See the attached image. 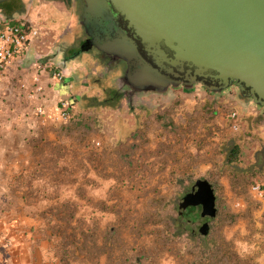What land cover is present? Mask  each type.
Returning a JSON list of instances; mask_svg holds the SVG:
<instances>
[{
	"label": "rangeland",
	"instance_id": "374dc122",
	"mask_svg": "<svg viewBox=\"0 0 264 264\" xmlns=\"http://www.w3.org/2000/svg\"><path fill=\"white\" fill-rule=\"evenodd\" d=\"M25 7V0H0V18ZM54 44L45 45L49 56L40 59L66 70L72 49ZM71 90L76 93L75 82ZM143 95L139 100L148 106L135 111L124 101L123 110L113 106L98 116L91 94L78 106L76 142H86L92 158L63 165L60 177L78 182L59 184L68 191L42 216L53 227L30 236L49 241L44 249L54 252L52 264H264V214L258 211L264 207V152H256L252 139L241 140L243 128L232 130L229 117L236 111L229 100L248 99L231 87L219 103L200 84L188 92ZM117 117L129 125L137 119V128L122 133ZM236 146L241 156L231 163ZM198 179L212 182L217 195L207 235L193 233L179 214L180 199ZM192 210L191 216L200 212Z\"/></svg>",
	"mask_w": 264,
	"mask_h": 264
},
{
	"label": "crops",
	"instance_id": "0c3cea01",
	"mask_svg": "<svg viewBox=\"0 0 264 264\" xmlns=\"http://www.w3.org/2000/svg\"><path fill=\"white\" fill-rule=\"evenodd\" d=\"M25 3L24 13L0 21L27 22L47 33L30 43L22 64L13 65L0 81V264H52L54 252L44 249L49 241L31 237L29 232L47 225L53 227L42 217L47 214L45 209L68 191L62 185L78 182L60 177L63 165L75 166L77 159L90 160V151L86 157V142L83 146L76 142L78 129L72 126L81 113L78 106H85L90 90L84 83L74 93L71 84L72 73L91 61L84 55L65 62L66 70L54 66L42 69L45 63L40 58L49 56L50 51L45 45L68 35L66 31L75 20L74 0H25ZM55 70L62 71L63 80L55 78ZM37 73L41 74L44 92L41 99L32 100L28 92ZM61 97H71L75 102L74 115L68 123L53 120ZM41 103L47 111L44 121L35 112ZM234 109L244 130L241 140L252 139L257 147L264 145V110L238 98L232 100ZM258 211L264 214V207Z\"/></svg>",
	"mask_w": 264,
	"mask_h": 264
},
{
	"label": "water",
	"instance_id": "95a60500",
	"mask_svg": "<svg viewBox=\"0 0 264 264\" xmlns=\"http://www.w3.org/2000/svg\"><path fill=\"white\" fill-rule=\"evenodd\" d=\"M82 17L121 18L124 31L100 47L129 62L134 84L162 89L168 78L211 91L236 87L264 110V0H85ZM130 30L138 42L130 36ZM89 49L88 44L82 51ZM200 212L189 215L192 209ZM218 211L213 184L198 179L179 202L182 223L207 235Z\"/></svg>",
	"mask_w": 264,
	"mask_h": 264
},
{
	"label": "flooded vegetation",
	"instance_id": "af4514ba",
	"mask_svg": "<svg viewBox=\"0 0 264 264\" xmlns=\"http://www.w3.org/2000/svg\"><path fill=\"white\" fill-rule=\"evenodd\" d=\"M74 4L75 20L69 25V30L66 31L68 35H63L59 42L55 41V44L51 47H55V45L58 44L61 47L68 46L69 49H72V53L69 54V57L67 56L69 59L66 58V62L78 58L82 53H84L87 59L89 58L91 62L86 63L80 70L77 69L78 72L75 70L72 74H78L74 75L72 79L76 86L84 84L85 82L87 83L88 89L91 90L90 94L95 95L93 97L96 103L93 105V109L98 116L103 115L106 111L110 112L114 110V107H116L118 111L123 110L122 105L124 101L128 103L132 111L140 109L139 107L148 106L139 100L144 97L143 94L154 93L163 95L173 90L188 92L195 88V86L185 84L183 73L180 77L171 76L168 78V84L162 89L153 88L152 82L148 83L147 86H140L132 83L128 77V60L113 54H107L100 48L105 46L110 39L117 38L121 31H124L123 29L126 28L124 21L121 18L115 17L112 20L100 19L95 21L91 19L86 23L85 19L82 17L86 5L85 0H74ZM37 27L39 28V26ZM39 30V37L45 35L46 30L41 28H39ZM126 32L138 42V39L133 36L130 30L126 29ZM74 43H77V46L71 48L74 47ZM84 44L89 45V49L86 51L81 50ZM201 86L212 93L215 100L219 99L217 102L220 103L226 100L224 97L220 98L223 91H211L204 85ZM228 104L232 105V100H229ZM148 108H151V106ZM119 120H121V118L117 117V122H119ZM136 122H138L137 119L133 124L129 125L128 122L126 123L125 118H123L118 123L119 126H117V128L122 130V133L127 134L131 131H135L137 128ZM190 192L191 191L187 193Z\"/></svg>",
	"mask_w": 264,
	"mask_h": 264
},
{
	"label": "built area",
	"instance_id": "2783aa9c",
	"mask_svg": "<svg viewBox=\"0 0 264 264\" xmlns=\"http://www.w3.org/2000/svg\"><path fill=\"white\" fill-rule=\"evenodd\" d=\"M40 30L36 25L27 22L16 23L12 19L0 21V81L8 74L13 65L20 66L23 62L25 53L29 49L30 43L38 38ZM42 69H47L48 66L42 65ZM54 76L57 80H63L62 71L55 70ZM25 87V84H23ZM44 92L41 74L37 73L34 76V82L28 95L30 99H41ZM75 102L71 97H61L58 107L53 116V120L60 123L69 122L74 115ZM36 114L43 119H46L47 111L44 104H39L35 108ZM231 119L230 125L233 130L237 131L240 128V116L238 112L232 111L229 114ZM255 189L261 192V186H256Z\"/></svg>",
	"mask_w": 264,
	"mask_h": 264
},
{
	"label": "trees",
	"instance_id": "16d2710c",
	"mask_svg": "<svg viewBox=\"0 0 264 264\" xmlns=\"http://www.w3.org/2000/svg\"><path fill=\"white\" fill-rule=\"evenodd\" d=\"M241 151L242 150L238 146L234 147L231 150V152L229 154V160L231 163L237 162L240 159ZM256 152H264V145L257 147Z\"/></svg>",
	"mask_w": 264,
	"mask_h": 264
}]
</instances>
